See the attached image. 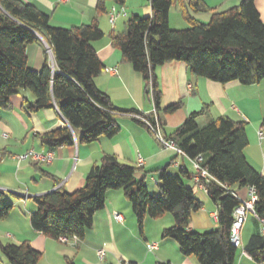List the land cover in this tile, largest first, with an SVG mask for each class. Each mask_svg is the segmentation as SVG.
<instances>
[{"label": "trees", "instance_id": "1", "mask_svg": "<svg viewBox=\"0 0 264 264\" xmlns=\"http://www.w3.org/2000/svg\"><path fill=\"white\" fill-rule=\"evenodd\" d=\"M112 1L125 7L127 0ZM148 1L151 16H132L122 33L112 34L111 42L142 75L147 84L145 94L156 110L160 108L162 92L155 70L170 62L184 63L195 77L222 85L238 82L252 86L264 79V23L255 0H242L224 12H212L203 0ZM177 6L188 24L183 30L170 27V12ZM98 12H106L103 2ZM192 12H212L210 22L197 21ZM39 38L51 50L53 64L47 58L42 70L35 72L28 67L26 49ZM103 38L97 22L70 29L55 28L50 17L33 4L0 0V109L10 110L12 98L21 90L35 96L34 102H24L23 108L29 114L56 107L68 125L36 135L52 151L73 145L76 131L82 132L85 144L115 137L120 131L116 121L119 115L130 116L145 127L133 117L144 113L117 109L95 85L104 65L92 43ZM181 108L182 103H176L165 113L174 114ZM203 113L191 114L167 139L189 159L203 158L201 165L213 178L206 191L218 205L217 230L203 234L190 230L192 216L203 209V203L182 177L162 170L158 179L160 193L155 196L143 180L137 179L140 168L122 164L110 155L92 167L81 189L69 193L58 188L36 197V211L30 217L33 230L58 242L64 237L84 240L95 215L106 206L107 192L121 190L132 206L141 236L146 217L157 220L171 214L174 226L164 230L163 238L176 241L184 257L194 256L200 264H235L238 249L231 242V227L241 200L233 189L255 190V212L264 221V176L247 161L246 122L221 117L199 127L197 119ZM12 211L13 205L0 190V221L7 220ZM244 250L257 264H264L261 233L253 234ZM0 252L9 264H39L43 256L28 242H0ZM67 264L76 263L68 259Z\"/></svg>", "mask_w": 264, "mask_h": 264}, {"label": "crops", "instance_id": "2", "mask_svg": "<svg viewBox=\"0 0 264 264\" xmlns=\"http://www.w3.org/2000/svg\"><path fill=\"white\" fill-rule=\"evenodd\" d=\"M22 1L33 4L48 15L51 26L55 28L70 29L97 22L104 33L102 40L92 43L104 65V71L95 79L97 89L108 95L114 107L119 110L148 115L156 109L145 94L147 84L142 75L135 72L132 65L124 60L122 52L112 45V34L122 33L127 22L125 16H121L114 25L110 23L109 13L117 7L112 0ZM188 1L186 0L187 3ZM203 1L212 12H224L238 6L242 0ZM101 2L104 3L106 12L99 14L98 6ZM255 5L264 23V0H255ZM175 8L181 12L180 6ZM125 9L127 10L126 6ZM134 11L132 15L140 17H149L152 13L150 4L145 14L138 9ZM212 12L191 14L197 21L207 23ZM128 15L127 11V17ZM179 25L173 24L171 10L172 29L188 26ZM26 52L28 67L32 71L40 72L47 58L53 64V56L49 53L46 42L40 38L37 43L28 45ZM155 76L162 92L157 113L165 138L172 136L196 112L204 111L197 119L199 127L221 117L236 122L244 121L249 141L245 150L247 161L264 176V79L252 86H244L238 82L222 85L195 77L190 68L181 62H170L158 67ZM25 101L34 102L35 96L30 91L21 90L12 98L10 110L0 109V190L5 192L7 202L13 205L10 217L0 221V242L7 241L2 242L3 244L20 245L28 242L42 255L54 253L57 250L56 244L61 242L37 233L29 221L36 211L34 199L58 188L69 193L81 189L92 167L99 164L105 155L114 156L120 163L138 168V158L142 157L145 165L140 168L137 179L143 180L149 193L155 196L160 193L158 179L162 170L182 177L184 183L193 189L195 197L203 203V209L192 216L190 230L203 234L219 228L218 205L211 200L207 191L195 183V169L189 158L178 154L174 149L164 147L156 136L136 123L132 117H116L120 131L113 138H100L94 143L85 144L82 142V132L76 131L73 145L52 151L44 147L36 135L65 127L67 121L56 107L29 114L23 108ZM176 103H182V108L174 114H166L165 109ZM260 133H263L262 138ZM5 134L8 138H5ZM29 150L53 152L54 159L50 164L35 165L30 161L29 164L28 161L19 163L17 156ZM15 165L17 170L14 173ZM1 176L10 179L2 180ZM233 190L241 200L249 198L250 189ZM115 213L123 215V223L114 219ZM173 226L174 219L168 214L157 220L146 217L141 236L132 206L123 191H108L106 206L95 215L93 227L87 231L84 240H72L66 245L72 246L70 250L76 252V264H91L88 257L93 258V264H99L101 260L98 251L103 248L107 254L102 263H106L110 256V261H118L120 264H200L194 256L184 257L176 241L163 238L164 230ZM256 233H261V222L250 214L241 231L244 248ZM150 243L157 245L153 252L149 251ZM67 253L73 254L72 251ZM0 264L9 263L0 256ZM235 264L257 263L242 250L237 251Z\"/></svg>", "mask_w": 264, "mask_h": 264}, {"label": "built area", "instance_id": "3", "mask_svg": "<svg viewBox=\"0 0 264 264\" xmlns=\"http://www.w3.org/2000/svg\"><path fill=\"white\" fill-rule=\"evenodd\" d=\"M60 1H67V0H60ZM121 16H127V10L125 7H114L110 13V23L112 25L115 24L117 19ZM49 53L52 55L51 50L49 49ZM150 89H152V84H149ZM136 119L140 120L144 125L145 128L152 133L154 136L157 137L159 142L166 148L174 149L178 154L180 155H185L177 146L176 144L165 138L163 133H162V123L160 120V117L158 116L157 110L154 109V111L151 114H144V115H134ZM5 138H8V135H4ZM261 138L263 137V133H260ZM186 156V155H185ZM54 159V153L53 152H48V153H41L37 152L35 150H29L26 153L17 156V160L19 163L25 162V161H30L31 163L35 165H40V164H50ZM194 166L195 169V176H194V181L195 183L201 187L203 190L206 191V185L209 184L212 181V177L209 174V172L202 167V162L203 158L198 157L197 159L191 160L189 159ZM138 166L142 168L145 165V161L142 157L138 158ZM241 200V199H240ZM258 200L257 194L255 190L250 189L249 191V198L247 200H241L240 206L235 210L234 212V222L231 227V242L233 246L236 249H243V243L241 239V231L243 229V226L247 222L248 216L250 214H253L260 222H261V234L264 237V221L260 220L258 216L256 215L255 212V204ZM114 219L118 223H123L124 222V217L123 215L119 213L114 214ZM72 240H77V238H61L60 242L63 244H69ZM149 251L153 252L157 249V245L154 243H150L148 245ZM106 250L103 248L98 251V257L101 261H103L106 257Z\"/></svg>", "mask_w": 264, "mask_h": 264}, {"label": "rangeland", "instance_id": "4", "mask_svg": "<svg viewBox=\"0 0 264 264\" xmlns=\"http://www.w3.org/2000/svg\"><path fill=\"white\" fill-rule=\"evenodd\" d=\"M125 6L127 8V11H128L129 15H128V17L125 16L124 19H127L126 21L128 22L132 18V16H136V15H132V12H135L134 11L135 9H138L139 11L141 10L142 14H145L144 12L147 10V7H149V3H148V0H127ZM132 8H133V11H132ZM172 14H173V24L175 26H178L179 24H180L179 26H181V25H183V26L185 25L186 26L187 25V23L184 21V19L182 17V14H181L180 10H176V8L174 7L172 9ZM203 14H205V13H203ZM137 16H139V15H137ZM143 18H146V17L144 16ZM127 22H126V24H127ZM186 28H188V26ZM186 28H180V29H174V30H183V29H186ZM124 30H125V28H124ZM29 163L30 162L28 161V164ZM16 170H17V165L13 166L14 173H15ZM4 178L8 179V180L10 179L7 176H1L2 180H5ZM156 196H159V194H157ZM23 211H25V210L23 209ZM168 215L172 217L171 214H168ZM138 235H139V237H141L139 232H138ZM141 240L144 241V239L142 237H141ZM2 242L7 243V241L6 242L2 241ZM56 247H57L56 248L57 250L54 253H51V254H48V255H44L43 254L39 264H67L68 259L69 260H74L76 262L75 257H74L76 252L73 251V250H70L72 246L66 245V244H62V243H58V244H56ZM242 250L243 249H238V251H242ZM68 251H72L73 254L67 253ZM0 256L3 259H6L1 254V252H0ZM87 260L91 264L94 263L93 262V258H91V257H88ZM106 260H107L106 263L105 262L102 263L101 261L98 262V263L99 264H120L118 261H116V262L110 261V256H108Z\"/></svg>", "mask_w": 264, "mask_h": 264}, {"label": "water", "instance_id": "5", "mask_svg": "<svg viewBox=\"0 0 264 264\" xmlns=\"http://www.w3.org/2000/svg\"><path fill=\"white\" fill-rule=\"evenodd\" d=\"M41 39V38H40ZM67 125H68V123H67Z\"/></svg>", "mask_w": 264, "mask_h": 264}]
</instances>
